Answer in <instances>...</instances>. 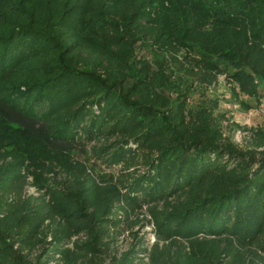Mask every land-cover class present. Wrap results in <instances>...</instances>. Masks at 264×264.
I'll use <instances>...</instances> for the list:
<instances>
[{
  "label": "trees",
  "instance_id": "1",
  "mask_svg": "<svg viewBox=\"0 0 264 264\" xmlns=\"http://www.w3.org/2000/svg\"><path fill=\"white\" fill-rule=\"evenodd\" d=\"M220 76L261 104L264 0H0V264H264V125L188 101Z\"/></svg>",
  "mask_w": 264,
  "mask_h": 264
},
{
  "label": "rangeland",
  "instance_id": "2",
  "mask_svg": "<svg viewBox=\"0 0 264 264\" xmlns=\"http://www.w3.org/2000/svg\"><path fill=\"white\" fill-rule=\"evenodd\" d=\"M139 57L151 59L148 51L141 50ZM195 79V78H194ZM189 105L198 107L200 102L210 104L212 100L218 99L219 106L215 109V114L221 120L225 133L240 144L247 145L251 131L257 126L264 125V87L260 88L261 104H257L256 97L240 95V98H247L252 104L251 109L242 108L233 92V86L225 78L220 76L218 82L207 87L199 84L198 80H193L191 90L189 91ZM94 143V142H92ZM29 192L33 188L29 187ZM153 224L146 223L144 226H136L133 230H138L139 239L144 237L145 244L151 245L154 242ZM76 236H74L75 238ZM135 237L131 234L130 229L125 230L118 239L119 251L125 250L132 246Z\"/></svg>",
  "mask_w": 264,
  "mask_h": 264
},
{
  "label": "built area",
  "instance_id": "3",
  "mask_svg": "<svg viewBox=\"0 0 264 264\" xmlns=\"http://www.w3.org/2000/svg\"><path fill=\"white\" fill-rule=\"evenodd\" d=\"M33 188V187H32ZM154 235V234H153ZM154 240H155V236H154Z\"/></svg>",
  "mask_w": 264,
  "mask_h": 264
}]
</instances>
